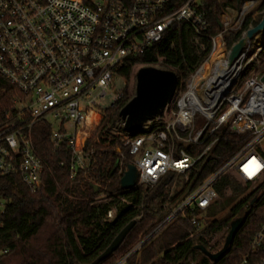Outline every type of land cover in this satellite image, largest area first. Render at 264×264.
I'll list each match as a JSON object with an SVG mask.
<instances>
[{"label":"built area","instance_id":"built-area-1","mask_svg":"<svg viewBox=\"0 0 264 264\" xmlns=\"http://www.w3.org/2000/svg\"><path fill=\"white\" fill-rule=\"evenodd\" d=\"M263 3L226 0L211 52L186 80L172 119L165 122L161 115L149 121L136 138L125 143L136 157L138 184L153 186L169 172L183 175L188 182L194 166L221 139V127L251 137L218 170L173 202L156 230L180 218L199 231L207 209L218 198L219 177L234 172L246 181H256L264 174V156L257 148L264 138V70L244 78L263 52L264 34H256L230 65L231 48L225 41L229 32L241 31L240 39L256 26V10L264 14ZM208 4L209 0H0V74L24 96L14 112L0 118V177L18 175L31 192L44 185L47 164L33 138L39 122L50 126L55 147L70 148L71 177L84 169L91 131L103 111L121 97L117 66L159 42L176 23L190 24L198 34L204 33L209 27ZM246 20L248 27L243 29ZM217 38L223 52L212 59ZM223 66L227 68L221 74ZM197 146L203 150L195 155L187 149ZM6 204L0 197V214ZM113 216L114 211H109L108 218ZM263 240L264 226L253 244L256 247ZM5 253L0 251V257Z\"/></svg>","mask_w":264,"mask_h":264},{"label":"trees","instance_id":"trees-1","mask_svg":"<svg viewBox=\"0 0 264 264\" xmlns=\"http://www.w3.org/2000/svg\"><path fill=\"white\" fill-rule=\"evenodd\" d=\"M225 3L226 0H209V27L204 33L198 34L190 24L176 23L159 42L128 56L118 65V76L129 81L134 69L143 66L169 69L177 74V88L182 93L190 74L211 52L212 38L220 31L218 20ZM262 16L253 24L257 25ZM248 23L246 20L243 29ZM240 36L241 31L227 33V47L231 48ZM252 66L258 72L264 70V49ZM133 95L134 92H125L113 106L105 109L94 138L86 143L87 166L79 168L73 178L70 148L66 144L54 146L47 123L34 126L35 146L47 164L44 185L31 192L18 175L0 177V197L7 200L0 214V251L7 250V253L0 257V264H117L138 244L140 248L126 263L260 264L264 260V240L256 247L253 244L264 226V174L256 181H246L234 172L219 177L215 183L218 198L207 209L204 216L210 218L204 219L199 231L189 220L180 218L156 230L169 215L170 205L218 170L248 143L250 135H239L226 127L218 129L221 139L194 166L188 182L181 180L183 175L169 172L153 186L137 183L131 189H123L121 178L128 165L135 162L130 146L125 143L140 132L128 133L123 126L116 127V123L122 121L119 111ZM23 99L20 90L0 74V118L14 112ZM157 125L159 122L152 128ZM187 149L195 155L203 146ZM223 203L230 209L225 217L217 218L216 212ZM111 210L114 216L110 219ZM237 217H244L243 223L219 260H211L196 248L203 245L210 252L221 249L230 223ZM133 220L136 224L119 248L99 260L119 232Z\"/></svg>","mask_w":264,"mask_h":264},{"label":"water","instance_id":"water-1","mask_svg":"<svg viewBox=\"0 0 264 264\" xmlns=\"http://www.w3.org/2000/svg\"><path fill=\"white\" fill-rule=\"evenodd\" d=\"M263 31L264 14L256 26L248 29L246 35L232 45L228 56L229 65L241 55L247 43L256 34ZM226 68L227 66H223L220 73L222 74ZM262 80H264V75L262 76ZM177 85L178 77L172 70L156 66H143L139 68L136 73L135 93L119 111V116L123 121L125 131L128 133L139 132L146 123L163 115L166 106L174 98ZM120 183L123 189H131L138 183V171L135 164L128 165ZM243 220L244 217H237L231 221L224 245L217 252H210L203 245H197L196 248L201 250L211 260H219L231 245L235 234L243 223ZM135 224V220L127 224L114 238L106 250L99 256V260H104L113 254L122 244Z\"/></svg>","mask_w":264,"mask_h":264},{"label":"rangeland","instance_id":"rangeland-1","mask_svg":"<svg viewBox=\"0 0 264 264\" xmlns=\"http://www.w3.org/2000/svg\"><path fill=\"white\" fill-rule=\"evenodd\" d=\"M256 11H257V15L259 17L261 14L258 12V10H256ZM262 33L264 34V31ZM135 72L137 73V69H134V74H133L132 78L129 81H127L126 79H123V78L119 77V79H118V86H119V89L121 91V97L124 96V93L125 92H127L128 94H131L132 92L135 93V85H136ZM257 72H258V68L256 66H251L248 69V71H247L246 75L244 76V78L249 77L250 75H253L254 73H257ZM241 84H242V82L239 83V85H241ZM180 94H181V89L180 88H177L173 100L166 106L165 111L163 113V119H164L165 122H169L172 119V111L173 110H176V106L175 105H176V101H177L178 97L180 96ZM101 118H102V116H101ZM97 125L94 126L95 128L91 131L88 140L91 139V138H94V134H95V130H96ZM120 126H123V121H119V122L116 123V127H120ZM89 130L90 129H88V131ZM257 148L261 152H264V138L261 140L260 144L257 145ZM134 159H136L135 156H134ZM183 178L184 177H182L181 180H184ZM229 209H230V206H228V204L223 203L222 206L219 207V209L217 210L216 217L217 218H223V217H225L227 215ZM205 218L208 219L210 217L206 215V216H204V219ZM220 235L221 234H219L217 236V238H219ZM224 241H225V238H224ZM224 241L221 243V247L224 245ZM120 264H128V263L122 262Z\"/></svg>","mask_w":264,"mask_h":264},{"label":"bare ground","instance_id":"bare-ground-1","mask_svg":"<svg viewBox=\"0 0 264 264\" xmlns=\"http://www.w3.org/2000/svg\"><path fill=\"white\" fill-rule=\"evenodd\" d=\"M216 42H217V49L213 53L212 59H216L217 57H221L222 56V52H223L221 39L220 38H217L216 39Z\"/></svg>","mask_w":264,"mask_h":264},{"label":"snow or ice","instance_id":"snow-or-ice-1","mask_svg":"<svg viewBox=\"0 0 264 264\" xmlns=\"http://www.w3.org/2000/svg\"><path fill=\"white\" fill-rule=\"evenodd\" d=\"M258 167V166H257Z\"/></svg>","mask_w":264,"mask_h":264}]
</instances>
